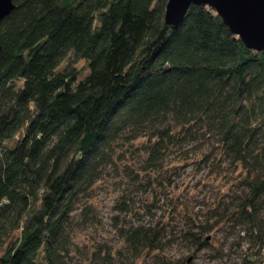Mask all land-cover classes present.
Segmentation results:
<instances>
[{
  "label": "trees",
  "instance_id": "trees-1",
  "mask_svg": "<svg viewBox=\"0 0 264 264\" xmlns=\"http://www.w3.org/2000/svg\"><path fill=\"white\" fill-rule=\"evenodd\" d=\"M13 3L0 21V264H112L123 253L171 264L164 252L177 240L193 250L172 264H192L205 248L221 256L209 234L226 224L238 227L226 254L247 243L237 264H264V52L202 6L173 28L167 0ZM199 143L212 147L202 160L215 149L241 189L201 220L163 208L158 179L178 149ZM123 148L141 154L123 171L144 195L122 192L113 206L123 252L92 244L75 259L77 226L102 234L92 193ZM178 162L190 164L186 152ZM139 214L150 221L129 219Z\"/></svg>",
  "mask_w": 264,
  "mask_h": 264
},
{
  "label": "rangeland",
  "instance_id": "rangeland-1",
  "mask_svg": "<svg viewBox=\"0 0 264 264\" xmlns=\"http://www.w3.org/2000/svg\"><path fill=\"white\" fill-rule=\"evenodd\" d=\"M83 62H79L77 67L81 68ZM212 149L210 143H199L198 145H187L178 149L170 158L165 162L164 168L167 166V171L164 174L158 175L159 181H161L162 192L160 194L159 203L163 208H168L171 204L180 205V207H187L191 210L192 214L200 215L207 208H211L215 202L220 204H229L232 202V198L235 195H240L241 189L238 180L235 176L227 171V163L225 161H219L220 155L215 149L212 150V159L207 162L202 158L206 153ZM125 151V157L116 162L117 167L115 170L107 168L105 176L100 182L96 184L95 190L92 193L91 202L94 204V211L97 214V220L102 227V234L99 235L93 228L88 225H79L76 227L73 236V242L75 245V259L81 257L84 259L87 257L90 246L92 244L105 243L115 250L122 251V242L116 235L112 228V215L113 206L117 197L122 193H129L135 195L140 199H144V195L141 192L136 193V189L128 184L129 178L126 177L123 168L127 165H132L141 161V154H133L131 151L123 148ZM186 152L189 165L181 168L182 163L178 162V159L182 157ZM218 161V162H216ZM168 164V165H167ZM131 187V188H130ZM139 205L136 202L135 207ZM165 210H158L155 214L156 217L163 216L167 213ZM170 213V212H169ZM264 217V211L261 214ZM142 218L143 221H150L149 216L129 217L132 222H136V218ZM175 219L176 224L174 227V234L178 236L179 228L181 227L182 220ZM238 227L234 230L230 228V224H226L224 227L211 232L209 234L210 239L213 241V246L219 248L222 244L223 250L219 251L218 258H212V249L205 248L199 251L192 261V264H237L240 257V251L244 252L248 247L247 243H243L241 249L229 256L226 253L229 249V244L235 238ZM186 246V245H185ZM184 244L177 240L174 244L168 247L164 254L171 258V264L176 260L192 254V248H185ZM74 250V251H75ZM256 248H252L251 252H254ZM159 259V258H158ZM159 262V261H158ZM112 264H157L156 259L135 260L132 256L123 253L122 256H117Z\"/></svg>",
  "mask_w": 264,
  "mask_h": 264
},
{
  "label": "water",
  "instance_id": "water-1",
  "mask_svg": "<svg viewBox=\"0 0 264 264\" xmlns=\"http://www.w3.org/2000/svg\"><path fill=\"white\" fill-rule=\"evenodd\" d=\"M191 6L210 9L247 49L264 52V0H167L165 24L177 27ZM14 7L13 0H0V21Z\"/></svg>",
  "mask_w": 264,
  "mask_h": 264
}]
</instances>
